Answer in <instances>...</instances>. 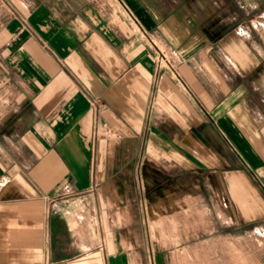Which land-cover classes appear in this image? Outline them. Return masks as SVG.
<instances>
[{
  "label": "crops",
  "instance_id": "0c3cea01",
  "mask_svg": "<svg viewBox=\"0 0 264 264\" xmlns=\"http://www.w3.org/2000/svg\"><path fill=\"white\" fill-rule=\"evenodd\" d=\"M256 234L264 0H0V264H237Z\"/></svg>",
  "mask_w": 264,
  "mask_h": 264
},
{
  "label": "rangeland",
  "instance_id": "374dc122",
  "mask_svg": "<svg viewBox=\"0 0 264 264\" xmlns=\"http://www.w3.org/2000/svg\"><path fill=\"white\" fill-rule=\"evenodd\" d=\"M156 56H157V54H156ZM161 65L168 66L167 64H165L163 62H161ZM170 65H171V63H170ZM254 244H255V246H254L253 251L248 252V251L244 250V251L239 252L237 264H262V257L264 256V235H257L256 234ZM217 264H236V261H235L234 255L231 256L230 252L226 251V252H223V258L218 259Z\"/></svg>",
  "mask_w": 264,
  "mask_h": 264
},
{
  "label": "built area",
  "instance_id": "2783aa9c",
  "mask_svg": "<svg viewBox=\"0 0 264 264\" xmlns=\"http://www.w3.org/2000/svg\"><path fill=\"white\" fill-rule=\"evenodd\" d=\"M156 54H157V63L159 66H161V62L167 64L168 66H171L170 62L167 60L166 56L160 50L156 49ZM58 210H59V208L55 207L53 212H57Z\"/></svg>",
  "mask_w": 264,
  "mask_h": 264
}]
</instances>
